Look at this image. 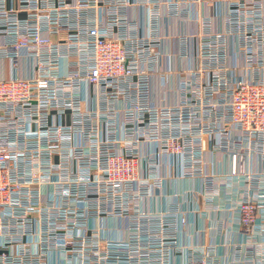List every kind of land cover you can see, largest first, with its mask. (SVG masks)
I'll use <instances>...</instances> for the list:
<instances>
[{
	"label": "built area",
	"instance_id": "1",
	"mask_svg": "<svg viewBox=\"0 0 264 264\" xmlns=\"http://www.w3.org/2000/svg\"><path fill=\"white\" fill-rule=\"evenodd\" d=\"M139 1L0 0V264L223 263L212 236L181 240L193 209L142 208L163 180L142 175V161L178 154L182 175H202L209 190L205 149L227 151L231 175L244 178L232 261L264 264V192L252 196L258 177L239 165L264 146L257 3L231 0L222 34L206 17L197 61L176 72L178 99L157 103L152 79L169 71L156 67L159 3L144 0L145 34L128 16ZM229 34L242 65L227 63Z\"/></svg>",
	"mask_w": 264,
	"mask_h": 264
},
{
	"label": "crops",
	"instance_id": "2",
	"mask_svg": "<svg viewBox=\"0 0 264 264\" xmlns=\"http://www.w3.org/2000/svg\"><path fill=\"white\" fill-rule=\"evenodd\" d=\"M167 1L173 0H157L159 4L154 23L157 33L161 37L160 43L155 48L158 52L156 67L162 72L169 70L163 76L156 74L152 79L151 95L155 97L157 103H170V101L174 102L178 99L176 72L197 61L196 39L205 29L203 21L207 17L211 22L210 29L212 31H215L216 34L217 32L224 33L227 29L226 12L230 7L231 0H212L211 2L174 0L179 2L176 9L169 7ZM247 1L250 4H260L259 7L255 4L251 8L264 20V0ZM128 16L136 21L140 32L147 33L150 13L144 0H140L138 5L130 8ZM185 35H188L187 44L181 38ZM230 35L235 36L229 34L227 37L229 53L227 63L242 65L243 58L237 49V40L235 38L233 41V37ZM52 37L55 38L54 35ZM183 49L187 51L188 56L184 57L179 54ZM189 53L192 54V57ZM208 138L210 137L204 136V143L209 142ZM148 159L150 162V157ZM203 159L204 171L214 175L212 178L214 185L209 190H205L203 187L202 175L194 177L182 175L181 157L178 154L175 156L169 153H160L155 157V163L148 162L146 164L145 161H142L141 174L148 177L150 182L153 177L163 179L158 188L150 187L148 197L142 201V208L159 212L176 204L181 209H195L188 212L187 230L185 234H182L181 240L185 242L187 234L190 236L193 234L195 243H208L212 236L215 243L219 245L218 249L223 261L220 264H240L237 261H232L231 247L227 246L226 241L228 243L236 242L239 237L237 231L239 215L235 211L236 197L234 196L239 191L244 178L239 175L240 172L237 173L238 175H231L229 171L230 156L227 151L205 149ZM239 165L241 170L245 171L247 168L250 174L258 177L259 181L255 183L257 189L255 186L253 187L252 196L256 197L257 193L264 192V146L262 152L252 153L250 151ZM178 218L176 217V219ZM262 218L264 215H261L260 220L264 223Z\"/></svg>",
	"mask_w": 264,
	"mask_h": 264
},
{
	"label": "rangeland",
	"instance_id": "3",
	"mask_svg": "<svg viewBox=\"0 0 264 264\" xmlns=\"http://www.w3.org/2000/svg\"><path fill=\"white\" fill-rule=\"evenodd\" d=\"M163 71H165V70H163ZM91 172H92V171H91ZM90 175H91L90 170H88V176H90ZM94 198H95V197H94ZM101 202H102V201H100V200L90 199V200H88V208L91 207L89 204L97 205V204H99V203H101ZM93 212H95V211H93ZM90 215H92L93 217H90L89 220H90V219H98V218L100 217V215H99V214L96 215V213H92V214H90Z\"/></svg>",
	"mask_w": 264,
	"mask_h": 264
}]
</instances>
